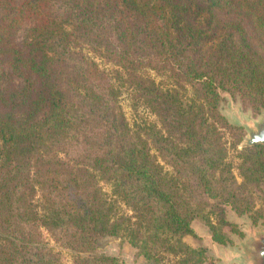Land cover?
Instances as JSON below:
<instances>
[{"label": "trees", "instance_id": "1", "mask_svg": "<svg viewBox=\"0 0 264 264\" xmlns=\"http://www.w3.org/2000/svg\"><path fill=\"white\" fill-rule=\"evenodd\" d=\"M122 89L157 122L131 125ZM223 92L264 109V0H0V264H64L44 234L73 264H123L100 250L113 237L205 264L184 242L198 209L264 194V143H232L233 174Z\"/></svg>", "mask_w": 264, "mask_h": 264}, {"label": "rangeland", "instance_id": "2", "mask_svg": "<svg viewBox=\"0 0 264 264\" xmlns=\"http://www.w3.org/2000/svg\"><path fill=\"white\" fill-rule=\"evenodd\" d=\"M85 53L94 59L101 69L113 75L114 70H116L114 65L106 62L105 59L88 49H85ZM143 73L162 86L170 87L173 83L172 79L156 71L146 70ZM185 94L188 97H192L193 91L189 88ZM129 95L130 91L122 89L119 103L131 125L142 121L157 122L156 117L151 114L148 108L140 106L137 110H134ZM222 98L223 101L219 105V113L225 117L231 127V131L226 129L223 131V140L229 147L228 160L233 162V174L240 185L243 184L244 180L238 169L236 150L230 148V146L232 143L237 142L239 149L248 145L247 141L251 131L257 130V124L264 120V109L257 112L239 95L231 96L229 93L223 92ZM248 188L253 192L254 206L251 211L245 213L237 212L230 205H219L215 211L208 205L202 208L205 210L198 209L201 217L207 216L208 221L203 218L193 220L191 226L195 235L186 236L184 242L196 249H207L205 264H254L253 259L257 257V252L252 244L257 242L260 236L264 235V194L253 185ZM105 189L109 193V188L105 187ZM206 201L208 204L216 203L213 200L207 199ZM220 207L222 208L221 211L219 210ZM221 218L223 223L220 221ZM210 223H213L222 235L223 243L219 244L213 240ZM44 238L58 253L62 263L73 264L72 254L69 250L58 246L47 234H44ZM100 250L117 256L123 261V264H149L124 239L108 238L101 243Z\"/></svg>", "mask_w": 264, "mask_h": 264}, {"label": "water", "instance_id": "3", "mask_svg": "<svg viewBox=\"0 0 264 264\" xmlns=\"http://www.w3.org/2000/svg\"><path fill=\"white\" fill-rule=\"evenodd\" d=\"M257 143H264V120L257 124V130L251 131L247 141L248 145ZM252 245L257 252V257L253 259L254 264H264V235L260 236L258 241L254 242Z\"/></svg>", "mask_w": 264, "mask_h": 264}]
</instances>
